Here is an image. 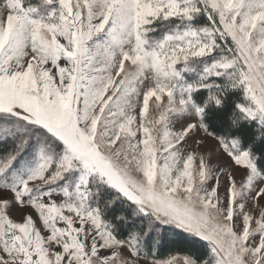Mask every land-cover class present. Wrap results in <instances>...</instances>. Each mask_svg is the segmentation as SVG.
<instances>
[{
    "label": "snow or ice",
    "instance_id": "snow-or-ice-1",
    "mask_svg": "<svg viewBox=\"0 0 264 264\" xmlns=\"http://www.w3.org/2000/svg\"><path fill=\"white\" fill-rule=\"evenodd\" d=\"M260 141L264 0H0V264H264Z\"/></svg>",
    "mask_w": 264,
    "mask_h": 264
},
{
    "label": "trees",
    "instance_id": "trees-1",
    "mask_svg": "<svg viewBox=\"0 0 264 264\" xmlns=\"http://www.w3.org/2000/svg\"><path fill=\"white\" fill-rule=\"evenodd\" d=\"M231 104H229V108ZM227 111V109L225 110ZM209 122L215 127L217 132H222L223 129L215 125V121L212 117H209ZM255 123L247 125L246 131L243 136V144L246 147L255 136ZM254 151L260 157L257 160L258 166L264 170V141L257 142L254 146ZM205 242L200 241L199 238L188 236L187 234H179L176 239L171 242L166 241L161 247L162 252H166L169 249H178L184 251H202L204 249Z\"/></svg>",
    "mask_w": 264,
    "mask_h": 264
},
{
    "label": "rangeland",
    "instance_id": "rangeland-1",
    "mask_svg": "<svg viewBox=\"0 0 264 264\" xmlns=\"http://www.w3.org/2000/svg\"><path fill=\"white\" fill-rule=\"evenodd\" d=\"M211 144V142H209V145Z\"/></svg>",
    "mask_w": 264,
    "mask_h": 264
}]
</instances>
